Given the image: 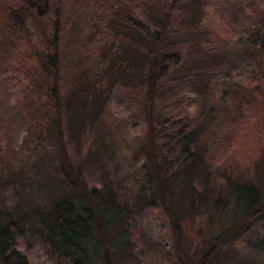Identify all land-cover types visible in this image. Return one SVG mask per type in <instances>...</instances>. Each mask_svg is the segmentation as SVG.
<instances>
[{
    "label": "trees",
    "instance_id": "trees-1",
    "mask_svg": "<svg viewBox=\"0 0 264 264\" xmlns=\"http://www.w3.org/2000/svg\"><path fill=\"white\" fill-rule=\"evenodd\" d=\"M261 89L264 0H0V264H29L23 234L67 264L125 260L135 216L156 206L179 263L212 264L226 233L264 221ZM249 103L260 152L244 169L214 163ZM182 214L219 221L195 263L176 240Z\"/></svg>",
    "mask_w": 264,
    "mask_h": 264
},
{
    "label": "rangeland",
    "instance_id": "rangeland-1",
    "mask_svg": "<svg viewBox=\"0 0 264 264\" xmlns=\"http://www.w3.org/2000/svg\"><path fill=\"white\" fill-rule=\"evenodd\" d=\"M241 64L242 61L237 63L234 70H238ZM260 92L264 94L263 89H261ZM262 95H259V100L262 99ZM111 106L112 111L125 119L129 132L138 133L141 130L138 123L127 117V110L121 102L115 99V97L111 99ZM232 107L235 108V106ZM191 108H193V105H190V109ZM256 108L257 103H249L241 107V112L244 111V114L247 115L249 119L242 117L241 120H238L237 124L234 125L231 123L229 125L227 131L229 139L224 138L216 143L218 151L211 149V160L214 163H216L217 157L221 155L225 158L227 167H235L236 170L242 169V167L244 169L247 167L245 166L247 164L246 162L252 159V156L255 157L257 152H260L259 150L261 149L255 142L256 137L251 133L249 127L254 125L255 121H252L251 117L254 115ZM233 125L234 127L231 128ZM222 127H224L223 124ZM8 133L11 135V140L16 142L23 135V127L17 123V121H12L9 124ZM230 137L232 140H230ZM261 165L262 168H256V182L259 186L258 189L263 195L264 163L262 162ZM250 168L251 165H249L247 171ZM253 169L255 178L254 163ZM259 174L262 175L261 178H259ZM23 184H25V182H23ZM24 191L25 193L28 192L27 187L24 188ZM33 191L31 195L40 192L39 187H33ZM27 195H29V193ZM12 200L14 201L16 198L12 197ZM25 204L26 201L23 202V205ZM23 205H21L22 208L24 207ZM182 215L179 224L180 230L179 233H176V240H179L183 255L189 258L192 263H195L196 258L200 256L201 252L205 249L204 241L208 239L207 243L209 244L211 239H213L212 237L219 233V221L212 223L207 229L206 221L200 214H194L193 218L190 217L189 214ZM135 221L137 224H140L142 234L135 239L133 246L127 251L128 255L125 260L119 258L114 260L111 259V264H180V260L172 251L173 246L171 237L174 231L171 232L169 227L170 221L164 216L161 206L142 210L135 216ZM236 237L237 239L232 240L228 233L225 234L224 242L221 244L218 251L216 250L213 254L214 256L218 252V256L212 261V264H264L263 220L261 221V219H259L245 230H241ZM93 238H95V235H93ZM15 246L16 249L24 255L29 264H67L65 259L59 257H55L56 259H54L53 255H49L48 252L45 251L46 247L44 245H41L29 235L23 234V236H17ZM145 248H147V250H145ZM95 262L97 264V261Z\"/></svg>",
    "mask_w": 264,
    "mask_h": 264
}]
</instances>
